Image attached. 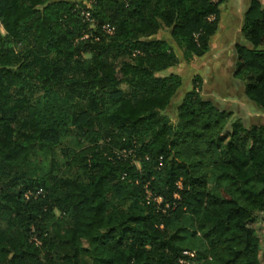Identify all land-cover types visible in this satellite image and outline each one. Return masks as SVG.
<instances>
[{
	"label": "trees",
	"instance_id": "16d2710c",
	"mask_svg": "<svg viewBox=\"0 0 264 264\" xmlns=\"http://www.w3.org/2000/svg\"><path fill=\"white\" fill-rule=\"evenodd\" d=\"M225 2L0 0V264H262L264 122L200 79L173 122L153 37L202 57ZM243 19L234 75L264 112V0Z\"/></svg>",
	"mask_w": 264,
	"mask_h": 264
},
{
	"label": "rangeland",
	"instance_id": "374dc122",
	"mask_svg": "<svg viewBox=\"0 0 264 264\" xmlns=\"http://www.w3.org/2000/svg\"><path fill=\"white\" fill-rule=\"evenodd\" d=\"M250 1L226 0L222 5L219 30L211 39L210 50L202 57L185 58L183 49L174 41L170 29L167 27H163L158 34L153 36L158 39L164 38L171 43L179 57V62L175 66L160 73L161 76L175 73L182 77L181 88L167 106L173 122L176 123L178 119V105L187 91L193 88L192 84L195 79H200L202 96L212 99L221 108L232 110V119L240 117L247 124L264 122V112L249 101L246 96L245 82L234 75L236 69L235 45L242 42L240 28L243 17L241 16ZM236 12L240 14H235ZM58 152L60 151L58 150ZM256 217L252 225L260 239L259 259L264 264V213L260 212ZM59 261L63 263L64 259Z\"/></svg>",
	"mask_w": 264,
	"mask_h": 264
},
{
	"label": "crops",
	"instance_id": "0c3cea01",
	"mask_svg": "<svg viewBox=\"0 0 264 264\" xmlns=\"http://www.w3.org/2000/svg\"><path fill=\"white\" fill-rule=\"evenodd\" d=\"M250 3H251V1L249 2L248 7H249ZM235 6H236V5H235ZM248 7L246 6V7L244 8L241 17H244V14H245L246 10L248 9ZM221 10H222V6H221ZM235 14H240V13H239V12H236ZM220 18H221V16H220ZM242 19H243V18H242ZM243 22H244V19L242 20V25H243ZM241 28H242V26H241ZM241 28H240V32H241ZM216 33H217V32H216ZM210 42H211V41H210ZM263 115H264V114H263Z\"/></svg>",
	"mask_w": 264,
	"mask_h": 264
},
{
	"label": "built area",
	"instance_id": "2783aa9c",
	"mask_svg": "<svg viewBox=\"0 0 264 264\" xmlns=\"http://www.w3.org/2000/svg\"><path fill=\"white\" fill-rule=\"evenodd\" d=\"M106 28L108 29L109 32H113L114 28L109 26V25H106Z\"/></svg>",
	"mask_w": 264,
	"mask_h": 264
}]
</instances>
